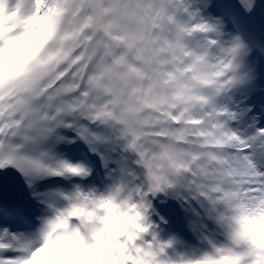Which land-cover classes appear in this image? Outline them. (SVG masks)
Listing matches in <instances>:
<instances>
[{
    "label": "snow or ice",
    "instance_id": "snow-or-ice-1",
    "mask_svg": "<svg viewBox=\"0 0 264 264\" xmlns=\"http://www.w3.org/2000/svg\"><path fill=\"white\" fill-rule=\"evenodd\" d=\"M264 0H0V264H264Z\"/></svg>",
    "mask_w": 264,
    "mask_h": 264
},
{
    "label": "clouds",
    "instance_id": "clouds-1",
    "mask_svg": "<svg viewBox=\"0 0 264 264\" xmlns=\"http://www.w3.org/2000/svg\"><path fill=\"white\" fill-rule=\"evenodd\" d=\"M261 224L264 225V221H261Z\"/></svg>",
    "mask_w": 264,
    "mask_h": 264
}]
</instances>
